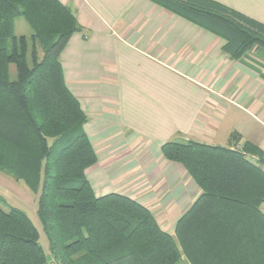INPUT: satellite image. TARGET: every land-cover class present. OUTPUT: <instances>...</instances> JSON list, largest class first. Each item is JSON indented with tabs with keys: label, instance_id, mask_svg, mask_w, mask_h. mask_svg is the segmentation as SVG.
<instances>
[{
	"label": "trees",
	"instance_id": "16d2710c",
	"mask_svg": "<svg viewBox=\"0 0 264 264\" xmlns=\"http://www.w3.org/2000/svg\"><path fill=\"white\" fill-rule=\"evenodd\" d=\"M223 39L232 60L264 49V25L213 0H151ZM22 18L32 34L14 35ZM81 31L58 0H0V172L37 195L47 242L21 210L0 208V264H264V165L259 149L233 132L228 147L169 141L162 157L181 165L201 191L164 232L131 198L96 197L85 170L97 162L86 116L64 83L60 54ZM15 79L10 78V67Z\"/></svg>",
	"mask_w": 264,
	"mask_h": 264
},
{
	"label": "crops",
	"instance_id": "0c3cea01",
	"mask_svg": "<svg viewBox=\"0 0 264 264\" xmlns=\"http://www.w3.org/2000/svg\"><path fill=\"white\" fill-rule=\"evenodd\" d=\"M58 1L81 28L60 64L97 158L85 177L96 197L131 198L173 236L201 191L160 148L228 147L236 132L237 149L247 142L264 155V49L232 60L223 39L151 0ZM213 1L264 25V0Z\"/></svg>",
	"mask_w": 264,
	"mask_h": 264
},
{
	"label": "rangeland",
	"instance_id": "374dc122",
	"mask_svg": "<svg viewBox=\"0 0 264 264\" xmlns=\"http://www.w3.org/2000/svg\"><path fill=\"white\" fill-rule=\"evenodd\" d=\"M31 34L32 32L26 22L20 17L16 18L14 21V35L16 37L25 36L29 39ZM10 78L11 80L15 79V69L13 66L10 67ZM256 159L258 158L256 157ZM36 204L37 195L27 189L23 182H18L10 175L0 172V208L3 211H8L10 208L23 211L38 229L40 243L46 253H48L47 242L36 215ZM177 264L187 263L180 260Z\"/></svg>",
	"mask_w": 264,
	"mask_h": 264
},
{
	"label": "built area",
	"instance_id": "2783aa9c",
	"mask_svg": "<svg viewBox=\"0 0 264 264\" xmlns=\"http://www.w3.org/2000/svg\"><path fill=\"white\" fill-rule=\"evenodd\" d=\"M246 157H247V160H248L249 162H251L252 164H255V165H259V166H261L262 169L264 170V165L259 164V163H258V159H256L255 156L247 155Z\"/></svg>",
	"mask_w": 264,
	"mask_h": 264
}]
</instances>
